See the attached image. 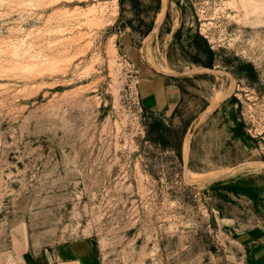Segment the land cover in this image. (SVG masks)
<instances>
[{"label":"rangeland","instance_id":"obj_1","mask_svg":"<svg viewBox=\"0 0 264 264\" xmlns=\"http://www.w3.org/2000/svg\"><path fill=\"white\" fill-rule=\"evenodd\" d=\"M263 1L0 0V264L75 241L98 264H242L264 232ZM146 73L173 113L143 106Z\"/></svg>","mask_w":264,"mask_h":264},{"label":"crops","instance_id":"obj_2","mask_svg":"<svg viewBox=\"0 0 264 264\" xmlns=\"http://www.w3.org/2000/svg\"><path fill=\"white\" fill-rule=\"evenodd\" d=\"M122 43L127 50L134 48L130 37ZM140 89L143 106L159 115L173 113L182 101V93L177 87L151 73L143 75ZM241 241L245 247L242 264H264V232L247 233ZM56 257L61 264H98L94 246L89 241L65 244L57 250ZM33 264L38 263L34 261Z\"/></svg>","mask_w":264,"mask_h":264},{"label":"built area","instance_id":"obj_3","mask_svg":"<svg viewBox=\"0 0 264 264\" xmlns=\"http://www.w3.org/2000/svg\"><path fill=\"white\" fill-rule=\"evenodd\" d=\"M140 82V80H139V78H137V83H139Z\"/></svg>","mask_w":264,"mask_h":264},{"label":"bare ground","instance_id":"obj_4","mask_svg":"<svg viewBox=\"0 0 264 264\" xmlns=\"http://www.w3.org/2000/svg\"><path fill=\"white\" fill-rule=\"evenodd\" d=\"M233 4V3H232ZM234 5V4H233ZM232 6V5H231ZM263 7H264V1H263ZM161 19V18H160Z\"/></svg>","mask_w":264,"mask_h":264}]
</instances>
